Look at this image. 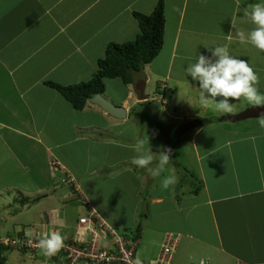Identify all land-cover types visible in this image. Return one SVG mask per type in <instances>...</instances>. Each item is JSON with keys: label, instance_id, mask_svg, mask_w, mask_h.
Returning a JSON list of instances; mask_svg holds the SVG:
<instances>
[{"label": "crops", "instance_id": "obj_1", "mask_svg": "<svg viewBox=\"0 0 264 264\" xmlns=\"http://www.w3.org/2000/svg\"><path fill=\"white\" fill-rule=\"evenodd\" d=\"M156 1L0 0V195H8L12 204H18L16 214H25L23 223L14 225L10 233H16L17 227L27 236L59 231L64 240L70 239L77 220L87 212L77 201L83 198L105 223L116 226L128 238L134 234L138 221L140 235L147 230L151 216L164 218L159 225L149 227L144 242L152 243L153 249L164 235L174 236L176 247L171 264H264V132L258 131L261 127L251 133L228 134L218 129L202 133L199 126L188 138L194 167L181 168L190 171L198 183L193 190L197 187L198 191H189L180 185V180L166 189V194L148 195L143 190L141 204L145 213L137 214L141 183L136 182L132 173L138 167L131 164V159L138 155L133 151L136 141L111 140L109 126L116 119L90 104L75 111L45 85L49 82L67 86L88 81L106 44L127 42L138 34L131 14L152 11ZM246 1L162 0L160 52L164 48V59L157 61V54L152 66L151 61L142 70L143 76L133 79V85L125 86L116 79L124 87L123 96L117 100L112 94L106 95V79L102 80L104 98L124 109V119L117 121L125 123L130 111L152 102L154 97L147 95H143V100L134 98V85L141 84L144 94L149 77L162 80L156 82V94L160 88L178 90V105V101L183 102L181 97L187 87L194 97L199 96L198 85L192 83L186 68L200 54L211 56L205 46L227 45L231 55L249 60L262 76L264 53L250 44H241L236 36L237 30L247 33L254 28L243 15ZM147 3L148 8L143 11ZM129 35L132 37L128 38ZM169 82L174 83V89H166ZM258 88L264 92L263 86ZM159 96L158 101L170 106V96ZM241 110L236 109L231 115ZM193 112L190 115L185 107L181 113H173L171 121H197V111ZM205 133L221 134L222 138L205 144L198 140ZM186 134L177 138L173 130L167 129L162 131L161 138L165 147L168 138L175 146ZM148 148L151 146L146 143L145 149ZM125 150L129 153L125 154ZM68 178L71 183L64 182ZM146 179L151 184L155 178L147 172ZM109 182L115 183L113 188L124 185V190L115 188L116 192L123 194L129 190L134 198L128 201L120 197L124 203L115 207L105 193ZM66 204L79 206L76 217L66 216V212L63 215ZM119 218L129 219V225H122ZM139 235L135 240L137 247ZM156 251L147 257L153 258Z\"/></svg>", "mask_w": 264, "mask_h": 264}, {"label": "rangeland", "instance_id": "obj_2", "mask_svg": "<svg viewBox=\"0 0 264 264\" xmlns=\"http://www.w3.org/2000/svg\"><path fill=\"white\" fill-rule=\"evenodd\" d=\"M149 1L150 0H146V2H149ZM246 2L248 3V5L254 4V3L264 4V0H247ZM148 4L149 3L143 5V7H142L143 11L148 8ZM150 12H151V10L150 11L148 10V12L145 13L144 15H147ZM140 14H142V13H140ZM84 19H85V21L87 20L86 18H84ZM97 23H100V21H98ZM248 25H250V21H248ZM129 37H132V36L129 35L128 38ZM164 54H165V50L163 48V50L161 52L159 51L158 58L156 60L157 61L163 60ZM257 57H259V55H257ZM153 61L154 60H152V62H151V66L153 64ZM148 65L149 64H147L146 66H148ZM146 66H144V68ZM142 74L143 73L141 71L140 73L135 74L134 78L133 77L132 78L138 79L139 77L143 76ZM119 81L116 79L115 80H106V82L104 83L106 95L112 94L114 100L121 98L124 94V87L121 85V83ZM157 81L158 80H155L154 78L149 77V81L146 84V88L144 91V95H147L149 98L154 97L153 100H151L152 102H149L148 104H144L143 106L139 105L137 108H135V110H133V112L130 111L126 116L127 120L125 121V123H122L121 121H117V120L116 121L112 120L111 121L112 125L109 126L110 129L108 132V135H109L108 137L111 140H116V141H119L121 139L124 142H127V141L132 142L133 140L136 141L139 137L143 138L146 141V143H148L151 146V148H152L151 151L153 152V155L157 159H158V154L160 152H162L168 148H170L172 150L171 156H173V157H172V160L170 161V163H172V166L167 165L166 170H164L160 176L155 177V179L152 180V182H154V183L150 184L148 182V179H146L147 178L146 170H144L142 168H137V170L134 169V172H132L133 170L131 169V172L135 174V175L134 174L133 175H134L136 182L138 183L140 181L141 188H142V189L140 188L138 196H137L138 199L140 200V202L137 206V214H139L141 212L145 213L144 212L145 208L141 204V202H143V199H144L143 190L146 191L148 195H150L152 193H153L152 195H155V193H156V195L168 193V190L166 191V189H163L161 187V182L165 177H167V173H169L171 170L170 168H172V169L174 168L175 173L178 172L177 177H179V180L181 182L180 185H182V184L185 185L186 187H188L189 191L193 190L194 187L198 185V183L194 182V178L190 175V171L185 172V171L181 170V168H183V166H186V165L188 167L190 166V168L194 167L193 166L194 160H193V157H191V154H189L190 148L188 146V138L190 137L191 133L189 135H187L185 138H183L182 140L179 139L180 142L176 143L177 145H175V146H174L175 143L173 142V140L171 138H168V140H166L168 142L167 143L168 147H165V143H163V141H162V138H161L162 131H164V130L167 131V129L172 130L176 125L182 123V121L178 122V123L171 121V116L173 115V113L179 114V113H181L182 109H184L185 107L187 108L190 115L194 113L193 111H197V115L195 116V118L197 121H199L201 123L200 130L202 131V133L204 131L209 132V131H214L212 129H218V130H222V131H228L227 132L228 134H233V133L242 134V133H247V132L251 133L253 130H256L255 128L260 127L259 123H258L260 118L241 121V122L232 123V124H230V123H218L217 119L219 117L227 116L229 114L220 113V112L212 110L211 108L203 107L199 102V96L194 97L191 89L188 87L185 88V91H186L185 95L186 96L184 95L181 97V100L183 102L180 103V101H178V103H179V105H178L175 102V98L178 96L179 91L178 90H176V91H173V90L162 91V89L159 87L160 88V90H158L159 94H156L157 91H155V89H156V85H157L156 82ZM159 81L162 82L161 78H159ZM191 81H192V83L198 85V82L193 81L192 78H191ZM132 85H133V83H132ZM259 86L264 87V74L262 76H260ZM170 87H171V89H174V87H175L174 83L169 82L167 84L166 89H169ZM162 93H164V94L166 93V97L170 96V99H171L170 103H169L170 106L167 107V105H165V103H162V101L157 100L160 98L159 95H161ZM260 93L264 94V92H260ZM136 96H137V93L134 92V98H136ZM160 100H162V99H160ZM232 103L235 104L234 105L235 109H243V110L246 109V107H249V105H250L247 101H244V100H239V101H235V102L233 101ZM151 109H153V110L151 111ZM150 112H152V114H150ZM135 113H138V114L132 116V114H135ZM215 115H217V116H215ZM207 121H210V123H207ZM258 131L264 132V128H259ZM205 134L200 135L198 137V140L204 141L205 144H206V141L210 142L211 139L218 141L222 138L221 134L219 136L212 134L213 137L211 135H207V133H205ZM146 143H145V147H146ZM172 146H174V147L172 148ZM126 153L128 154L129 151L125 150V154ZM168 167H170V168H168ZM177 169H179V171H177ZM100 174H102V173H100ZM194 176H195V174H194ZM142 179H144L145 181ZM112 184L114 185L115 183L109 182L107 184V187H106L107 191L105 190V193H106V196L108 197V199L110 200V203H112L115 207H119L120 205L121 206L123 205L124 201H121L120 197H123L124 198L123 200H128V201H130L131 198H134V193L130 192L129 190H127L126 192L123 191L124 192L123 194L116 192L115 188L117 186H114V188H113ZM154 184H155V187L152 188V185H154ZM178 186H179V184H178ZM62 189H65V187H62ZM116 189L124 190L125 186L123 185V186L118 187ZM185 190H187V189H185ZM119 194H121V195H119ZM11 199L12 198L9 197L8 195H5V194L0 195V239H4L8 235L10 238L15 237L16 233L17 234L21 233L20 236L22 234H24L21 231L19 232L17 230L18 227H17V229H15L16 233H10L13 230L14 225L22 224L23 221L25 220L24 219L25 214L23 212L20 214H16L14 212V209L18 208V204H16V203L12 204ZM115 200H116V202H115ZM127 205L130 207V204H127ZM77 206L78 205H74V204L73 205H68V204L64 205L63 215L66 212V216L69 215V217H76V215L78 213ZM125 214L127 215L128 212H125ZM11 215H14V216L12 217ZM136 217H137L136 221L139 220L138 216H136ZM163 219L164 218L158 219L154 215L151 216V218L148 220L150 223L148 225L147 230H149V227L153 226L154 224L159 225L160 221H162ZM117 220L118 221L120 220V223L122 225H126V224L129 225V223H130V220L127 218H119ZM122 221H123V223H122ZM140 221H143V219L140 218ZM113 227L117 233H119V234L121 233L120 231H118V228H116V226H113ZM146 231H143V233L141 232V234L139 235V242H138L139 245H138L136 252H135L136 255L139 254L141 256L142 261H146V260L155 258V256H157V253L159 250V245L161 243V241H160V243L156 244L153 249H152V243L150 245L147 244L148 242L145 244V242L148 239V235H147ZM166 235H170V234H166ZM28 236L30 238H33V237H31V235H28ZM33 236L36 238H40L43 235L35 233ZM170 236H172V235H170ZM9 237H7V238H9ZM67 239L68 238H66V240ZM172 240H174L175 247H176V239L174 236H172ZM1 241H4V240H0V242ZM155 251H156V255L153 258L147 257L148 254H150L151 252H155ZM1 256H3L5 258V264H60V263L56 262L57 259L55 257H57V256H54L51 259H48L47 257L42 255L40 248H36V249L31 248V249H28L27 251H25V250L21 251V250H18L16 248H14L12 250L5 249L4 251H2ZM68 262H70L69 259H67L66 261L64 260L65 264H67ZM75 264H84V262L78 261Z\"/></svg>", "mask_w": 264, "mask_h": 264}, {"label": "clouds", "instance_id": "obj_3", "mask_svg": "<svg viewBox=\"0 0 264 264\" xmlns=\"http://www.w3.org/2000/svg\"><path fill=\"white\" fill-rule=\"evenodd\" d=\"M243 15L254 25V28L247 33L242 29L237 30L236 36L238 37L239 42L241 44H250L258 51L264 53V4H249L243 9ZM234 26L235 25L233 24V27ZM228 38L231 39V35H229ZM205 47L208 48L211 56L209 57L200 54L196 58V62L189 64L186 68L187 75H190L193 81L198 82L200 104L205 108H211L214 111L227 114L236 111L231 101L244 100L254 107H264V94H261L258 88L260 77L253 66H251L247 60L239 59L231 55L227 45L215 46L214 48L208 46ZM135 85L133 88L138 97V91L135 89ZM258 123L261 128H264V115L260 117ZM175 127L172 129L173 131ZM145 143L146 141L143 138H138L136 140L133 145V151L138 155L131 159V164L138 168L146 169L149 175L155 178L160 176L166 166L169 165L172 150L170 148L165 149L158 154L157 159L153 155L151 148L145 149ZM178 182L179 177L175 175V169L173 168L170 170V174L162 180L161 187L163 189H168L170 186H174ZM68 183H71V181ZM78 200L79 198L77 201ZM112 228L114 229V227ZM20 234L21 233H16L15 237L20 238L22 236H27L25 234L20 236ZM122 234L126 236L124 233H120V235ZM73 236L67 240H72ZM7 237H9V235ZM7 237L0 240L5 241L10 239V237ZM31 237L36 240L39 239L38 246L42 251V255L48 259L58 255L65 246L64 237L59 231L45 233L40 238L34 236ZM125 240L135 242L132 241L131 238ZM4 241L0 242V246L10 250L14 249L9 245H4ZM136 249L137 246L135 247V252ZM135 256L136 257L131 264H143L141 256L139 254H135ZM152 264H155V261H153Z\"/></svg>", "mask_w": 264, "mask_h": 264}, {"label": "trees", "instance_id": "obj_4", "mask_svg": "<svg viewBox=\"0 0 264 264\" xmlns=\"http://www.w3.org/2000/svg\"><path fill=\"white\" fill-rule=\"evenodd\" d=\"M131 16L136 23L138 34L131 41L120 44H106L103 56L95 62V72L88 81L67 86L45 83L47 87L56 91L70 105L71 109L82 111L87 107V99L89 97L93 95L104 97L103 79L112 80L118 78L125 86L132 84L133 75L140 73L144 66L149 64L159 53L164 26L162 0L156 1L149 14L144 15L133 12ZM207 123L210 122L207 121ZM198 189L196 187L193 192L196 193ZM139 231L140 224L138 221L134 226L132 241L137 239ZM122 236L124 239L128 238V235L124 236L122 234ZM5 249L0 246V264H5V258L1 256L2 251Z\"/></svg>", "mask_w": 264, "mask_h": 264}, {"label": "built area", "instance_id": "obj_5", "mask_svg": "<svg viewBox=\"0 0 264 264\" xmlns=\"http://www.w3.org/2000/svg\"><path fill=\"white\" fill-rule=\"evenodd\" d=\"M71 180L65 179L68 183ZM79 204L87 209L85 217L79 218L76 223L73 239L64 240V248L57 257V263L75 264L78 261L84 264H131L135 259V242L127 241L112 227L107 225L91 208L86 200L79 198ZM38 240L27 236L12 237L3 242L18 250L39 248ZM175 249L172 236L164 235L159 245L157 256L143 261V264H171L172 254ZM42 252V251H41ZM59 256V257H58ZM62 257V258H61Z\"/></svg>", "mask_w": 264, "mask_h": 264}, {"label": "water", "instance_id": "obj_6", "mask_svg": "<svg viewBox=\"0 0 264 264\" xmlns=\"http://www.w3.org/2000/svg\"><path fill=\"white\" fill-rule=\"evenodd\" d=\"M135 89L138 91V98L143 99V89L141 84H136ZM87 103L97 107L100 111H102L107 116L116 119L122 120L124 119L125 112L121 107H116L108 102L106 99L102 98L100 95H93L87 99ZM262 115H264V107H254L249 106L248 108L242 110L239 113L233 115L222 116L217 119L218 123H238L241 121L258 119ZM200 126L199 121H185L181 124L177 125L173 131L174 137L180 138L184 134L198 128Z\"/></svg>", "mask_w": 264, "mask_h": 264}]
</instances>
